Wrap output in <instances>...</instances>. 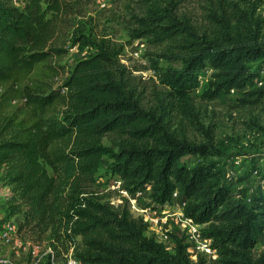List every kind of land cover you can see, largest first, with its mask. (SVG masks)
Wrapping results in <instances>:
<instances>
[{"label":"trees","instance_id":"trees-1","mask_svg":"<svg viewBox=\"0 0 264 264\" xmlns=\"http://www.w3.org/2000/svg\"><path fill=\"white\" fill-rule=\"evenodd\" d=\"M95 2L0 0L6 218L21 217L23 241L53 248L56 256L72 249L87 264H210L205 256L192 259L182 239L167 248L128 207L121 213L111 207L96 177L110 154L126 190L151 184L159 203L182 191L187 216L207 223L219 264H264V252H256L264 190L234 195L224 141L200 121L191 95L206 67L212 97L248 88L259 76L252 65L264 64V0H137L128 44L152 40L162 57L183 65L164 74L166 88L152 91L122 61L121 47L95 34L89 15ZM73 46L96 51L67 67L61 61ZM249 94L245 103L260 105L264 84Z\"/></svg>","mask_w":264,"mask_h":264},{"label":"rangeland","instance_id":"rangeland-1","mask_svg":"<svg viewBox=\"0 0 264 264\" xmlns=\"http://www.w3.org/2000/svg\"><path fill=\"white\" fill-rule=\"evenodd\" d=\"M89 10V15L93 17L90 24L95 34L98 37L105 35L121 47L122 61L138 69L135 74L142 77L149 91L166 88L161 81L164 74L170 69L181 70L183 67L177 60L162 57L159 46L152 40L140 38L128 44L135 26L132 14L139 11L137 0H96L91 3ZM95 51H82L73 46L61 64L72 67L78 59L86 58ZM252 67L259 76L247 84L248 88L232 89L228 94L212 97L209 91L212 70L206 67L199 73V86L191 92L200 121L206 126L213 125L216 138L224 141L223 160L227 163V177L235 191L234 195L244 197H251L256 190H264V135L260 130V126H264V99L256 106L247 105L243 100L252 96L244 95L245 91L264 84V64L255 63ZM104 143L108 145L109 141L104 139ZM197 159L186 157L190 163ZM114 162L110 154H105L96 173L97 185L114 210L121 213L128 207L135 216L143 217L149 223V234L154 233L170 250L173 251L176 240L182 239L189 245L192 259L205 256L210 264H219V256L211 246L212 240L204 234L207 223H198L187 216L182 191L178 189L179 195H173V199L167 203H159L153 198L151 184L136 192L126 190L121 178L113 170ZM4 187L0 184V194L3 196ZM3 203L4 199L0 205V264H30L28 260L31 264H68L74 258L72 249L68 254L56 256L53 248L45 250L42 247L33 253L32 248L5 242L1 236V225L7 220ZM207 247H211V252L207 251ZM256 252H264V234L260 236Z\"/></svg>","mask_w":264,"mask_h":264},{"label":"built area","instance_id":"built-area-1","mask_svg":"<svg viewBox=\"0 0 264 264\" xmlns=\"http://www.w3.org/2000/svg\"><path fill=\"white\" fill-rule=\"evenodd\" d=\"M63 91H65V89ZM179 193L180 191L179 192L176 191L174 195L178 196ZM3 198L4 196L0 194V205H1V200ZM20 221H21V217L17 216L11 219H7L6 221L3 222L1 236L3 237L5 242L9 244L11 243L12 245H17V246H23L25 244H30V242L23 241L18 235V228H19ZM37 249H39V247L32 244V252L36 253ZM206 249L208 252H211L212 250L211 247H207ZM1 262H5V261H1ZM68 264H87V263H83L73 258L69 260Z\"/></svg>","mask_w":264,"mask_h":264},{"label":"crops","instance_id":"crops-1","mask_svg":"<svg viewBox=\"0 0 264 264\" xmlns=\"http://www.w3.org/2000/svg\"><path fill=\"white\" fill-rule=\"evenodd\" d=\"M3 189L5 191V195H8L10 193V188L9 187H4ZM23 246L26 247V248H32V244L31 243L30 244H25Z\"/></svg>","mask_w":264,"mask_h":264}]
</instances>
